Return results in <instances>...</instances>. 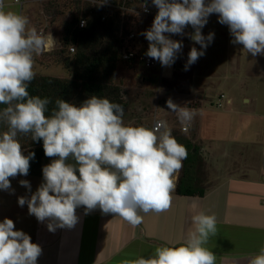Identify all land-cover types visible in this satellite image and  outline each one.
<instances>
[{
	"label": "clouds",
	"instance_id": "clouds-1",
	"mask_svg": "<svg viewBox=\"0 0 264 264\" xmlns=\"http://www.w3.org/2000/svg\"><path fill=\"white\" fill-rule=\"evenodd\" d=\"M151 4L158 12L151 27L140 34L149 42L145 55L162 66L174 64L183 48L182 40L171 39L173 35H187L200 45L188 53L185 71L205 54L215 33L205 36L202 29L212 14L228 26L233 44L242 45L253 57L264 56V0H151ZM142 7L149 10L148 0ZM29 23L22 14L5 11L0 0V105L4 106L0 122L7 125L0 132V190L14 194L10 178L28 175L35 153L23 154L18 134L30 135L32 141H43L46 157L56 159L43 166V182L35 192L28 180L19 181L30 195L18 197L17 202L20 207L27 205L29 215L38 221L49 220L50 232L73 227L79 207L85 215L99 208L134 227L143 221L140 213L167 211L188 149L163 121L150 128L125 124L123 106L105 97L92 95L79 106L57 98L47 115L52 101L30 95L28 87L36 76L34 56L57 42ZM188 26L194 34L185 32ZM166 106L187 131L198 109L181 107L171 98ZM69 158L75 164L68 163ZM193 221L196 232L186 242L157 247L149 258L122 264H216L215 253L206 247L217 234L215 215L200 214ZM41 254V246L15 230L12 219L0 222V264H37ZM249 264H264V246Z\"/></svg>",
	"mask_w": 264,
	"mask_h": 264
},
{
	"label": "crops",
	"instance_id": "crops-1",
	"mask_svg": "<svg viewBox=\"0 0 264 264\" xmlns=\"http://www.w3.org/2000/svg\"><path fill=\"white\" fill-rule=\"evenodd\" d=\"M206 29L207 25L202 33ZM216 34H222L221 30ZM230 37L229 33L225 61L218 58L219 52L211 60L204 58L215 65V72L226 69L238 94L224 102L227 123L222 132L213 131L216 137L211 144L200 140L201 126L195 129L196 140L190 141L204 164L195 186L203 195L180 196L173 191L167 211L140 213L143 221L135 227L99 209L85 215L83 207L76 209L73 227L55 232L48 230L49 220L40 222L34 216L30 237L42 248L37 264H122L149 258L157 247L186 242L196 232L193 217L200 214L216 217L217 234L206 245L215 253L216 264H249L264 246V56L253 57L242 45L230 42ZM215 72L201 77V82L211 81ZM222 133L225 138L219 137Z\"/></svg>",
	"mask_w": 264,
	"mask_h": 264
},
{
	"label": "rangeland",
	"instance_id": "rangeland-1",
	"mask_svg": "<svg viewBox=\"0 0 264 264\" xmlns=\"http://www.w3.org/2000/svg\"><path fill=\"white\" fill-rule=\"evenodd\" d=\"M50 0H46L40 4L38 0H23L20 5L12 3L13 0H4L6 3L5 11H13L28 17L30 23L29 27L36 28L38 31L44 33H50L54 37L59 39L61 45V35L63 33V25L65 21H68L76 14L81 15L85 10H91L94 15L108 13V7H101L99 5L80 3V5H73L69 1L60 0L57 3H51ZM58 1V0H56ZM104 2V0H102ZM111 0H107L109 4ZM208 0H206V3ZM130 12L125 15V23L131 29H137V40L133 46H137L146 53L149 42L140 33L151 27L154 19L140 20L135 14L138 5L132 4L128 7ZM218 21V16L212 14L207 25V29L204 31V35L207 36L209 32H214V40L205 50V54L200 57L194 64L189 66L187 71L184 70V66L187 63L188 53L192 47L200 49V45H195L189 42V37L186 35L180 37L177 35L171 36V39L182 40L183 48L181 53L178 54L176 59L174 70L169 77L163 76L161 72V66L159 62L154 60L156 67L152 69H146L142 65H126L118 63L114 83L119 86L121 96L126 102V108L124 110V122L125 124L153 126L155 121H163L167 127L171 130L172 135L179 138H185L189 141H195L197 138L195 129L198 126L203 127V131L200 133V140H203L206 144L210 143L214 137H216L214 130L223 129L225 119L226 106L221 108L217 107V100L220 95H224L227 99L232 94L236 93L235 83L228 80L225 71L220 73L215 72V65L212 62L204 60L205 56H209L211 60L213 53L219 52L218 55L221 61H225L228 51L226 47L228 45L229 28L227 25H222ZM217 30H221L222 34H216ZM194 31L191 26L185 29L186 33ZM167 35V34H166ZM230 37V42H231ZM226 39V40H225ZM44 51L39 55L34 56V71L37 76H50L57 78H68L69 72L58 61L62 59L58 51ZM234 49H232L233 51ZM225 68V65L223 66ZM167 71L171 72V68ZM165 71V73L167 72ZM211 81L201 82L203 76L208 77L211 73H214ZM233 95V96H234ZM242 97L241 95H237ZM171 98L173 103L183 107L198 109V112L192 122L188 125V130L183 132L182 125L179 122L176 113L167 109L166 101ZM237 103L243 104L241 100L237 98ZM198 105V106H197ZM197 106V107H196ZM159 109H164L160 111ZM227 123V122H225ZM222 137L226 135L222 133ZM211 144V143H210ZM196 145V144H194ZM203 161H197L195 167L194 177L196 182L193 184L197 187L199 185L198 179L202 178ZM180 175V170L176 174L175 184ZM28 180L31 184L32 192H35L39 185L43 182V177H31L17 175L15 178H10L11 188L15 190L14 194L10 191L0 190V222L5 217L12 219L15 224V230H22L28 235H31L32 221L34 216L29 215L27 205L20 207L18 205V197L29 196L30 193L24 187L19 184L20 180ZM99 209V208H97Z\"/></svg>",
	"mask_w": 264,
	"mask_h": 264
},
{
	"label": "trees",
	"instance_id": "trees-1",
	"mask_svg": "<svg viewBox=\"0 0 264 264\" xmlns=\"http://www.w3.org/2000/svg\"><path fill=\"white\" fill-rule=\"evenodd\" d=\"M59 1L50 0L49 2L57 3ZM66 1L73 5H80L81 3L74 0ZM140 1L111 0L110 3L113 7L109 8L106 14L94 15L91 10H85L81 15L76 14L65 21L60 39L61 49L58 51L63 57L58 62L69 72V77L62 79L36 75L28 87L30 95L41 98L48 97L52 101L48 106L47 115L51 114L57 98L79 106L92 95L108 98L112 102L121 104L125 110L126 102L121 96L119 86L114 83V76L118 63L128 66L137 64L136 62H123L120 55L124 47H135L140 50L139 47L133 46L137 40V30L134 43L128 41L127 45L124 44L127 36L133 30L124 21L127 13L125 9L134 3L138 4ZM81 18L86 20V25L83 28L78 27ZM70 46L74 47V53H69ZM3 107L0 105V108ZM6 130V123L0 122V132ZM175 138L188 149V157L183 161L174 192L180 196H202V192H196V187L193 184L196 182L194 177L196 163L200 160L198 147L184 137ZM18 139L24 155H28L29 152L35 153L34 159L30 160L27 176L42 178L43 166L51 163L56 157L49 158L44 155L42 140L35 142L31 140L30 135L24 136L22 134H18ZM67 162L75 164L71 158Z\"/></svg>",
	"mask_w": 264,
	"mask_h": 264
},
{
	"label": "built area",
	"instance_id": "built-area-1",
	"mask_svg": "<svg viewBox=\"0 0 264 264\" xmlns=\"http://www.w3.org/2000/svg\"><path fill=\"white\" fill-rule=\"evenodd\" d=\"M46 0H38V2L40 4L44 3ZM74 1H80L81 3H85V4H92V5H99L101 7H108V8H112L113 5L111 3H104L102 0H74ZM12 3H15V4H18L22 5L23 3V0H13ZM143 4H144V0H141L137 5H138V8L137 10H135V14L139 17V19L142 21L144 19H154L155 15L157 14L158 12V9L156 7H154L152 4H151V0H148V8L149 10L147 12H145L143 10ZM6 5V3H5ZM126 12H130V9L127 8L125 9ZM86 25V20L85 18H81L78 22V27L79 28H83L84 26ZM136 28H134L130 33L129 35L127 36L126 38V41H125V45L128 44V41H132L134 43V41L136 40ZM54 40L57 42V45H51L50 46V50H47V52H50V51H54L58 48L61 47L60 45V42H59V39L54 37L53 35H51ZM75 49L73 46H70L69 47V53H74ZM121 59L123 62H136L137 64H141L142 66H144L145 68H152V67H156V63L154 61V59L152 58H149L145 55L144 52L136 49L135 47L132 48V47H124L121 51V55H120ZM176 62V61H175ZM174 64H172L171 66H161V72H162V75L163 76H166V77H169L170 75H167L165 73V68L166 67H170L171 68V73L173 72L174 70ZM170 73V74H171ZM226 101V98L224 97V95H220V97L218 98L217 100V107L218 108H221L223 105H224V102ZM157 122L159 121H155L153 123L156 124ZM184 127V126H183ZM183 127H182V131L185 132L183 130ZM187 128H188V125H187ZM262 204L264 205V200L262 201Z\"/></svg>",
	"mask_w": 264,
	"mask_h": 264
},
{
	"label": "bare ground",
	"instance_id": "bare-ground-1",
	"mask_svg": "<svg viewBox=\"0 0 264 264\" xmlns=\"http://www.w3.org/2000/svg\"><path fill=\"white\" fill-rule=\"evenodd\" d=\"M169 68H170V67H166V68H165V71H167Z\"/></svg>",
	"mask_w": 264,
	"mask_h": 264
},
{
	"label": "water",
	"instance_id": "water-1",
	"mask_svg": "<svg viewBox=\"0 0 264 264\" xmlns=\"http://www.w3.org/2000/svg\"><path fill=\"white\" fill-rule=\"evenodd\" d=\"M192 34H194V32H193ZM192 41H193V40H192Z\"/></svg>",
	"mask_w": 264,
	"mask_h": 264
}]
</instances>
